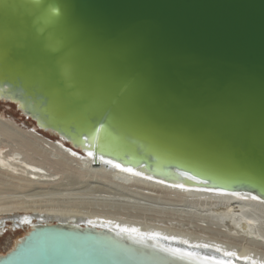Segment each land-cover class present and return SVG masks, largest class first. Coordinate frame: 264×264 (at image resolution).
<instances>
[{"label": "water", "instance_id": "water-1", "mask_svg": "<svg viewBox=\"0 0 264 264\" xmlns=\"http://www.w3.org/2000/svg\"><path fill=\"white\" fill-rule=\"evenodd\" d=\"M0 100L151 180L264 202V0H0ZM41 230V264H135L112 231Z\"/></svg>", "mask_w": 264, "mask_h": 264}, {"label": "bare ground", "instance_id": "bare-ground-1", "mask_svg": "<svg viewBox=\"0 0 264 264\" xmlns=\"http://www.w3.org/2000/svg\"><path fill=\"white\" fill-rule=\"evenodd\" d=\"M35 127L37 129L24 131L0 119V187L4 189L0 190V234L8 219L18 221L21 227L33 225L32 232L42 231L43 227L51 225L50 221L75 231L86 224L90 228L112 231L116 239L134 248L135 258L127 255L126 259L135 264H199L194 259L197 257L207 258L211 264L216 261L264 264V202L258 198L193 188L196 184L180 188L147 179L141 171H122L123 167H113L112 163L95 158L88 151L72 149L54 132L55 140L44 136V131L38 132L41 129L36 122ZM136 191L159 194L157 196L168 205L174 203L177 212L164 207L154 210V204L140 203V200L133 202L130 196ZM84 196H89L90 200ZM57 199H60L58 202H78L60 207ZM92 206L94 209H87ZM20 210L31 213L18 216L16 213ZM133 211L140 212L134 215ZM143 211L153 212L173 223L186 217L192 220L196 215L201 223L196 229L200 232L151 226L142 220L157 217H147ZM41 234L33 241L27 239L29 235L21 239L20 246L27 244L25 248L29 252L14 264H41L43 259H52L58 252L59 242L50 236L42 238ZM44 242L48 244L47 257L42 254ZM168 249L191 253V257L180 259Z\"/></svg>", "mask_w": 264, "mask_h": 264}, {"label": "rangeland", "instance_id": "rangeland-1", "mask_svg": "<svg viewBox=\"0 0 264 264\" xmlns=\"http://www.w3.org/2000/svg\"><path fill=\"white\" fill-rule=\"evenodd\" d=\"M0 119L3 121L5 120L6 122L9 121V122L13 123L16 127H19L24 131H31L33 129H37L35 127V121H33L30 117H28L22 111H19V109H17V106L12 105L8 101L5 102V101L0 100ZM41 131L42 130H39L38 132L42 134L43 132H41ZM43 134H44V136H46L52 140L57 139V137L55 136L54 133L45 131V133H43ZM0 190H4V189H2L0 187ZM157 195H159V194H152L150 192H145V191H136V193L134 192L130 196V198L133 202H136V203L138 202V200H140V203H146L148 205L154 204L153 207H155V208H152L154 210H157L158 208L160 209L161 207H164V208L169 209L173 213L177 212L175 210L177 208L176 205L173 206L174 203L172 205H168V203L166 201L164 202L163 199L159 198ZM160 196H162V195H160ZM83 198L86 200H90L89 196H84ZM60 199L56 200L57 205L60 207H65V205L68 203L78 202V200H72L70 202L69 201L63 202L61 200L58 202V200H60ZM199 208L201 210L203 207L200 206ZM87 209L92 210L94 208L92 206V207H89ZM128 212L129 211H126V212L123 211L124 214H129ZM139 212L133 211L132 214L136 215V213H139ZM143 212H145V211H143ZM29 213H31V212H29ZM29 213L20 210L16 214H18V216H26V215H29ZM145 213H147L146 214V215H148L147 217H149V216L157 217L154 220H151L150 218H146L145 220H142L145 223H149L151 226H155V227L158 226V227H162V228H166V227L172 228L173 227L175 229L181 228L182 230H185L188 232H194V231L200 232L199 229L198 230L196 229L197 224L201 225V223L197 219L196 215H194L192 220L190 218L186 217V219H183V221L175 220L176 222L173 223V222L168 221V220L160 219V215H154L153 212L147 211ZM178 213H176V216L182 217ZM14 214L15 213H13L12 215H14ZM183 216L185 217V214H183ZM179 222H181L182 224H180ZM18 223H19L18 221L13 220V219L5 220V223H4L5 227L3 230V234H0V258H2V259L5 258L6 256L10 255L12 253V251L14 252L16 250V248L20 246L21 239L23 237H27L32 232V230L35 228L31 224H28V225L21 227L18 225ZM50 223L56 224L57 222L50 221ZM204 237H207V236L204 235ZM246 244L247 243H245V245Z\"/></svg>", "mask_w": 264, "mask_h": 264}, {"label": "snow or ice", "instance_id": "snow-or-ice-1", "mask_svg": "<svg viewBox=\"0 0 264 264\" xmlns=\"http://www.w3.org/2000/svg\"><path fill=\"white\" fill-rule=\"evenodd\" d=\"M73 155H75V153H73ZM106 163H112L113 164V167H116V168H121V165L120 164H117V163H113L112 161H105ZM122 171H128V172H132V169L131 168H121ZM134 175H140V173L138 172H134L133 173ZM180 175L186 179V180H190V181H195L197 183H205L206 180H203V179H197V177L195 175H192L190 174L189 172H181ZM147 179H151L150 177H145ZM260 179L264 180V176H261ZM170 186H175V187H180V188H184V185L183 184H176V185H170ZM253 199H256V197H253ZM122 231H129L128 229H123ZM132 231H135V230H132ZM170 254L174 255V256H177L178 258L180 259H184V258H187V257H191V253H184V252H181L180 250L178 249H168L167 250ZM229 255H231V253H229ZM196 260L199 261V264H211L210 261H208L207 258H194ZM215 264H222V262L220 261H216Z\"/></svg>", "mask_w": 264, "mask_h": 264}]
</instances>
